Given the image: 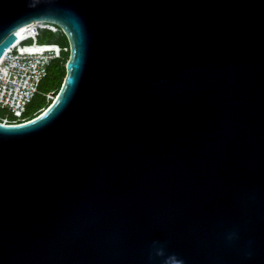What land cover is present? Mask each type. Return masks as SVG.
<instances>
[{
  "label": "water",
  "instance_id": "obj_1",
  "mask_svg": "<svg viewBox=\"0 0 264 264\" xmlns=\"http://www.w3.org/2000/svg\"><path fill=\"white\" fill-rule=\"evenodd\" d=\"M32 19L69 54L0 119V264H264V0H0V55Z\"/></svg>",
  "mask_w": 264,
  "mask_h": 264
},
{
  "label": "built area",
  "instance_id": "obj_2",
  "mask_svg": "<svg viewBox=\"0 0 264 264\" xmlns=\"http://www.w3.org/2000/svg\"><path fill=\"white\" fill-rule=\"evenodd\" d=\"M42 27L55 29L57 25L43 19L25 22L17 28L21 34L16 42L12 41L0 55V108L4 110L0 119L19 121L29 118L25 114L27 104L46 75L51 59L66 49L57 42L37 41ZM16 30L15 34L18 33ZM27 39L30 40L25 42Z\"/></svg>",
  "mask_w": 264,
  "mask_h": 264
},
{
  "label": "trees",
  "instance_id": "obj_3",
  "mask_svg": "<svg viewBox=\"0 0 264 264\" xmlns=\"http://www.w3.org/2000/svg\"><path fill=\"white\" fill-rule=\"evenodd\" d=\"M36 39H39L37 40L39 42H57L66 46V49L61 50L58 56L51 59L46 75L40 80L37 91L27 104L25 114L29 117L39 112L51 100L52 96L47 95L48 92H54L59 88L65 74V62L69 54L68 40L58 25L55 29L40 28Z\"/></svg>",
  "mask_w": 264,
  "mask_h": 264
},
{
  "label": "bare ground",
  "instance_id": "obj_4",
  "mask_svg": "<svg viewBox=\"0 0 264 264\" xmlns=\"http://www.w3.org/2000/svg\"><path fill=\"white\" fill-rule=\"evenodd\" d=\"M16 31H17L18 33L15 35V39L13 40L14 42H16V40L19 38V36H20V34H21V33L19 32V31H20L19 29H17Z\"/></svg>",
  "mask_w": 264,
  "mask_h": 264
},
{
  "label": "rangeland",
  "instance_id": "obj_5",
  "mask_svg": "<svg viewBox=\"0 0 264 264\" xmlns=\"http://www.w3.org/2000/svg\"><path fill=\"white\" fill-rule=\"evenodd\" d=\"M30 39H27V40H25V42H27V41H29ZM37 40H39V39H37ZM53 92H49L47 95H50V94H52ZM4 113V110L3 109H1L0 108V114H3Z\"/></svg>",
  "mask_w": 264,
  "mask_h": 264
},
{
  "label": "clouds",
  "instance_id": "obj_6",
  "mask_svg": "<svg viewBox=\"0 0 264 264\" xmlns=\"http://www.w3.org/2000/svg\"><path fill=\"white\" fill-rule=\"evenodd\" d=\"M173 264H181V262H179V261H173Z\"/></svg>",
  "mask_w": 264,
  "mask_h": 264
}]
</instances>
